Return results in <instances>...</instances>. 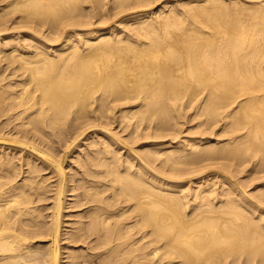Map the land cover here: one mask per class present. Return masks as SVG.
I'll return each mask as SVG.
<instances>
[{
	"label": "bare ground",
	"instance_id": "obj_1",
	"mask_svg": "<svg viewBox=\"0 0 264 264\" xmlns=\"http://www.w3.org/2000/svg\"><path fill=\"white\" fill-rule=\"evenodd\" d=\"M2 146L0 264H264V0H0Z\"/></svg>",
	"mask_w": 264,
	"mask_h": 264
},
{
	"label": "rangeland",
	"instance_id": "obj_2",
	"mask_svg": "<svg viewBox=\"0 0 264 264\" xmlns=\"http://www.w3.org/2000/svg\"><path fill=\"white\" fill-rule=\"evenodd\" d=\"M5 147V148H4ZM6 146H2V149H1V147H0V151H3V150H8L9 149V151L11 150L12 152L14 151V152H17L18 153V151H17V149H12V148H14V147H10V148H7ZM19 154V153H18ZM67 228V227H66ZM64 237H65V235H63ZM65 241V242H64ZM64 242V243H63ZM62 244H64V245H62L63 247L65 246V245H71L72 246V243H68L67 244V241L66 240H63L62 242H61ZM85 245V244H84ZM67 249L68 248H62V251L64 252V256L66 255V252H67ZM90 252H93V251H90ZM94 252H97V250L96 251H94ZM95 260V263L94 264H100L99 263V261L98 260H96V259H94ZM90 263L89 264H92L93 262L92 261H89ZM64 264H66V263H64Z\"/></svg>",
	"mask_w": 264,
	"mask_h": 264
}]
</instances>
